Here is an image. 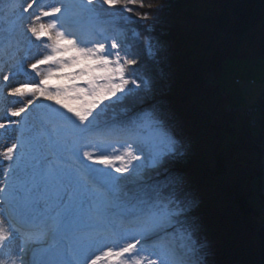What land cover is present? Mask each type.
<instances>
[{
    "label": "trees",
    "instance_id": "obj_1",
    "mask_svg": "<svg viewBox=\"0 0 264 264\" xmlns=\"http://www.w3.org/2000/svg\"><path fill=\"white\" fill-rule=\"evenodd\" d=\"M18 1L0 0V66L8 62L16 31L10 14ZM79 1L93 29L110 28L113 36L116 27L123 30L115 53L110 57L105 50L102 57L120 58L126 89L98 109L87 140L123 142L140 157L118 165L114 197L107 196L106 203L154 220L167 207L180 211L164 244L188 264H197L198 257L188 261L169 239L182 230L213 264H259L264 215L252 198L258 193L264 202V91L257 125L247 129L229 106V95L207 77L219 76L227 59L264 58V0L208 1L219 5L208 12L196 9L199 0ZM106 41L103 34L99 44ZM77 71L79 82L82 70ZM84 80L88 87L90 78ZM151 122L173 127L180 143L153 155L143 142H128Z\"/></svg>",
    "mask_w": 264,
    "mask_h": 264
},
{
    "label": "rangeland",
    "instance_id": "obj_2",
    "mask_svg": "<svg viewBox=\"0 0 264 264\" xmlns=\"http://www.w3.org/2000/svg\"><path fill=\"white\" fill-rule=\"evenodd\" d=\"M208 1L214 0H199L194 5L201 12L218 9V4ZM17 3L10 14L11 21L18 28L13 31V35L16 34L12 37L15 43L12 52L16 55L8 64L0 67V196L6 195L24 208L29 206L27 201H32L39 210L51 213L56 218L50 228L51 233L57 229L65 232L69 220L79 216L80 219L71 224L75 230L62 236L63 240L68 241V246L75 243L78 247H84L80 252L75 248L73 253L84 264H188L179 256L174 259L164 256L171 252L163 244L165 234L178 225L180 211L167 207L156 220L153 215H139L134 221L144 226H137V230L129 229V226L122 228L117 220L120 212L123 220L132 219L135 210L119 211L116 208L118 212H104L103 216L98 214L99 211H106L108 205H102L104 201L100 188L91 184H99L98 178L103 182H112L115 172H118L115 168L117 164L140 160L137 150L123 142L117 146L101 141L85 142V132L90 129V121L95 120L98 109L126 89L124 81L121 85L123 74L120 58L114 60L112 57L109 60L102 57L105 50L110 51L108 54L111 57L115 45L111 41V44L101 46L99 43L88 44L81 39L76 40L72 29L82 35L88 31L86 14L82 10H69L64 16L60 9L68 6L66 1L21 0ZM117 33L123 36L122 29ZM64 47H68V52H64ZM80 68L81 80L90 78L88 87L81 80H74ZM207 80L220 84L230 97L231 108L252 107L264 91V58L227 59L219 76L209 74ZM56 85L57 91L52 90ZM39 111L46 112V134L52 136L53 148H71L74 154L66 153L77 163H87L93 174H83L80 164L79 168L75 165L69 167L71 174H66L61 165L46 161L35 164L32 170L17 173V162L36 163L52 152L48 144L51 141L43 128L40 125V128H35L29 123L25 134L26 145L18 150L20 156L16 158L15 127ZM243 122L247 129L253 126L249 119H243ZM149 126L151 132L137 134V137L147 141L143 143L149 146L153 155L159 154L169 144L180 142L173 127L160 122H151ZM79 143L85 144L79 146ZM30 150L34 154L29 155ZM32 174L36 175V181L32 180ZM55 175L64 177L61 181L63 190H52L51 196L46 197L47 194L43 195L46 182H50ZM25 178H29L33 184L28 190L33 193L29 198L19 194L22 190L27 191L23 183ZM252 200L256 211L263 216L262 197L257 193ZM152 218L156 224L150 225L148 219ZM50 236L41 237L44 244L49 243ZM39 239L32 244L40 243L37 241ZM169 239L188 261L194 255L198 257L197 264L214 263L212 258L197 253V245L189 232L178 231L177 236ZM93 249H96L94 253Z\"/></svg>",
    "mask_w": 264,
    "mask_h": 264
},
{
    "label": "bare ground",
    "instance_id": "obj_3",
    "mask_svg": "<svg viewBox=\"0 0 264 264\" xmlns=\"http://www.w3.org/2000/svg\"><path fill=\"white\" fill-rule=\"evenodd\" d=\"M240 111H242V109H240ZM46 222H49V219H46ZM54 249L55 248L47 249V251L52 254L54 253ZM25 251V246L19 245L11 238L10 229L7 227L4 218L0 214V264H23Z\"/></svg>",
    "mask_w": 264,
    "mask_h": 264
},
{
    "label": "built area",
    "instance_id": "obj_4",
    "mask_svg": "<svg viewBox=\"0 0 264 264\" xmlns=\"http://www.w3.org/2000/svg\"><path fill=\"white\" fill-rule=\"evenodd\" d=\"M258 106L253 105L252 107L248 106L246 108H243L242 111H239L240 115L242 118L249 119L253 126L257 125V117H256V112H257Z\"/></svg>",
    "mask_w": 264,
    "mask_h": 264
},
{
    "label": "water",
    "instance_id": "obj_5",
    "mask_svg": "<svg viewBox=\"0 0 264 264\" xmlns=\"http://www.w3.org/2000/svg\"><path fill=\"white\" fill-rule=\"evenodd\" d=\"M260 263L264 264V223L258 229Z\"/></svg>",
    "mask_w": 264,
    "mask_h": 264
}]
</instances>
